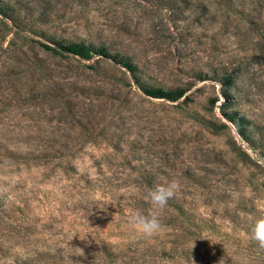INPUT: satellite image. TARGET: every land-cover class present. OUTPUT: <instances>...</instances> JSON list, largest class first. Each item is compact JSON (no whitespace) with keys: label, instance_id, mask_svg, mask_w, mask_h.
Returning <instances> with one entry per match:
<instances>
[{"label":"rangeland","instance_id":"obj_1","mask_svg":"<svg viewBox=\"0 0 264 264\" xmlns=\"http://www.w3.org/2000/svg\"><path fill=\"white\" fill-rule=\"evenodd\" d=\"M172 179L137 238L129 211ZM261 217L264 0H0V264H264Z\"/></svg>","mask_w":264,"mask_h":264},{"label":"clouds","instance_id":"obj_2","mask_svg":"<svg viewBox=\"0 0 264 264\" xmlns=\"http://www.w3.org/2000/svg\"><path fill=\"white\" fill-rule=\"evenodd\" d=\"M180 190L181 184L177 179L158 184L146 194L150 203L147 212L139 209L129 211L126 223L137 238L149 241L160 234L162 229L161 214L167 208L169 200L174 198ZM251 239L256 241L259 247L264 248V217L256 221Z\"/></svg>","mask_w":264,"mask_h":264},{"label":"trees","instance_id":"obj_3","mask_svg":"<svg viewBox=\"0 0 264 264\" xmlns=\"http://www.w3.org/2000/svg\"><path fill=\"white\" fill-rule=\"evenodd\" d=\"M229 8L231 9L232 7L230 6ZM42 45L47 49L54 50L58 53L60 52L55 47H52L49 44L42 43ZM59 45L63 52H67L69 54H74V55H80V56H86L95 50L94 47H92L91 45H87L83 42H65V43H60ZM98 50L101 51L102 53L107 52L105 48H100ZM123 58H124V61H123L124 66L128 68L130 71H132L135 75H137L138 68L136 64L131 62L128 59V57H123ZM222 75L223 77L222 78L219 77V78H221L223 83L227 84V83H231L230 81H233V78H230V76L227 77V75L225 74H222ZM136 81L140 82L139 79H136ZM140 88L146 95H149L155 98H165V99H170V100H176L182 97L185 92L183 89H163L160 87H149V86L143 85L142 83L140 85ZM225 114L228 116V118H230L236 124L238 128V133L240 134V136L243 139L252 142L253 140V138L251 137L252 131L247 129V127L246 128L244 127L246 126L244 125L246 122V119L244 118V116L240 114L239 111H235L233 114H230V113H225Z\"/></svg>","mask_w":264,"mask_h":264}]
</instances>
